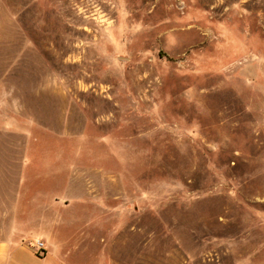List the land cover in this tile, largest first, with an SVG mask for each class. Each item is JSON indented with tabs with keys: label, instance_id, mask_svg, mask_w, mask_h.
<instances>
[{
	"label": "rangeland",
	"instance_id": "374dc122",
	"mask_svg": "<svg viewBox=\"0 0 264 264\" xmlns=\"http://www.w3.org/2000/svg\"><path fill=\"white\" fill-rule=\"evenodd\" d=\"M3 195L72 264H264V0H0Z\"/></svg>",
	"mask_w": 264,
	"mask_h": 264
},
{
	"label": "crops",
	"instance_id": "0c3cea01",
	"mask_svg": "<svg viewBox=\"0 0 264 264\" xmlns=\"http://www.w3.org/2000/svg\"><path fill=\"white\" fill-rule=\"evenodd\" d=\"M16 200L0 196V264H72L59 246L50 241L45 242L44 254L36 252L30 243L42 240L44 234H31L29 217L16 220L15 208L20 204Z\"/></svg>",
	"mask_w": 264,
	"mask_h": 264
},
{
	"label": "built area",
	"instance_id": "2783aa9c",
	"mask_svg": "<svg viewBox=\"0 0 264 264\" xmlns=\"http://www.w3.org/2000/svg\"><path fill=\"white\" fill-rule=\"evenodd\" d=\"M30 245L38 252L39 254L45 253V242L42 240H37L35 242H31Z\"/></svg>",
	"mask_w": 264,
	"mask_h": 264
}]
</instances>
